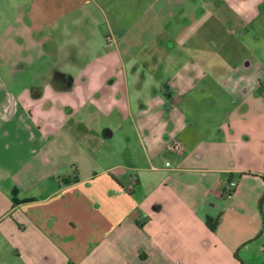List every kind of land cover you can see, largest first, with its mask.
<instances>
[{
    "label": "crops",
    "instance_id": "obj_1",
    "mask_svg": "<svg viewBox=\"0 0 264 264\" xmlns=\"http://www.w3.org/2000/svg\"><path fill=\"white\" fill-rule=\"evenodd\" d=\"M68 6L0 34V264H264L263 42L215 78L173 14L148 69L115 38L73 42Z\"/></svg>",
    "mask_w": 264,
    "mask_h": 264
},
{
    "label": "rangeland",
    "instance_id": "obj_2",
    "mask_svg": "<svg viewBox=\"0 0 264 264\" xmlns=\"http://www.w3.org/2000/svg\"><path fill=\"white\" fill-rule=\"evenodd\" d=\"M247 2L248 0H0V34L7 28L13 30L18 26L19 12L23 21L25 15L29 17V12H34H31L34 8L58 10L69 5L68 9L75 11L63 17L59 23V26H63L67 21L72 26V33L68 38L79 43L78 35L81 33L75 34L76 29L81 32L83 30L86 34L90 32L89 43L93 51L99 50V46L105 45L110 37L115 38L120 42L118 43L125 60L141 62L145 67L144 63L148 61L149 67L146 68L149 69L152 63L151 55L153 57L158 53L156 55L162 56L163 59L166 56V53L159 50V38L163 37L166 31L162 26L165 19L175 14L176 19L182 17V20H185L186 15L191 14L192 27L185 29L189 30L186 33L189 36L182 35L179 39L180 42L185 39L184 46L189 53L188 62L184 63L189 69L197 66L199 72L205 66L209 70L215 68L214 76L217 78L220 67H224L221 64L222 55H230L232 63H235L238 56L247 52L246 47L249 51V46L258 45L257 41H262L264 45V14L250 19L246 13L237 10ZM102 12L108 14L110 25L103 18ZM172 23L174 26L175 23ZM195 24L198 25L197 34L194 32ZM176 62L179 64V59ZM187 73L182 72L183 77ZM261 78L264 82V73ZM202 84H215V81L209 77L202 80ZM222 105L223 102L219 105V116L225 114L226 107ZM236 178L238 179V175ZM233 184L229 187H233ZM228 191L227 188L226 194ZM228 202H219L221 210H224ZM260 206L263 211V204ZM217 217L218 215L214 216L212 220Z\"/></svg>",
    "mask_w": 264,
    "mask_h": 264
},
{
    "label": "built area",
    "instance_id": "obj_3",
    "mask_svg": "<svg viewBox=\"0 0 264 264\" xmlns=\"http://www.w3.org/2000/svg\"><path fill=\"white\" fill-rule=\"evenodd\" d=\"M184 144L181 142V140L179 139H174L170 145H169V149L174 151V152H183L184 151ZM167 166L171 165V162H166ZM136 178H133V180H135Z\"/></svg>",
    "mask_w": 264,
    "mask_h": 264
},
{
    "label": "trees",
    "instance_id": "obj_4",
    "mask_svg": "<svg viewBox=\"0 0 264 264\" xmlns=\"http://www.w3.org/2000/svg\"><path fill=\"white\" fill-rule=\"evenodd\" d=\"M263 179H264V177H263ZM221 216H222V214L220 213L214 221L211 218H207V222H208L209 227L211 228L212 231H216Z\"/></svg>",
    "mask_w": 264,
    "mask_h": 264
},
{
    "label": "water",
    "instance_id": "obj_5",
    "mask_svg": "<svg viewBox=\"0 0 264 264\" xmlns=\"http://www.w3.org/2000/svg\"><path fill=\"white\" fill-rule=\"evenodd\" d=\"M263 201H264V194H263V197H262L260 205H262Z\"/></svg>",
    "mask_w": 264,
    "mask_h": 264
}]
</instances>
